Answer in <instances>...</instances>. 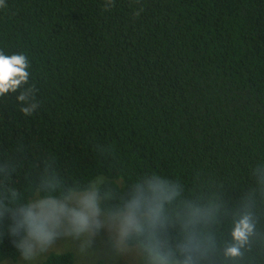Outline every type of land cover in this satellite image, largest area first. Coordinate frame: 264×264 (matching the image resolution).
I'll return each mask as SVG.
<instances>
[{"label": "trees", "instance_id": "obj_1", "mask_svg": "<svg viewBox=\"0 0 264 264\" xmlns=\"http://www.w3.org/2000/svg\"><path fill=\"white\" fill-rule=\"evenodd\" d=\"M0 49L29 56L38 103L0 98V261L34 197L94 183L103 213L141 216L128 245L264 264V0H5Z\"/></svg>", "mask_w": 264, "mask_h": 264}, {"label": "rangeland", "instance_id": "obj_2", "mask_svg": "<svg viewBox=\"0 0 264 264\" xmlns=\"http://www.w3.org/2000/svg\"><path fill=\"white\" fill-rule=\"evenodd\" d=\"M96 184L89 190L73 192L65 199H45L34 197L30 204V211L34 214L40 212L38 205L44 200H55L66 205L67 208L79 207L81 196L94 193ZM100 209V208H99ZM62 224L56 228V235L47 247L41 249L34 245L31 258L26 259L23 250L17 260H3L0 264H40L46 255L51 252L71 251L74 253V264H183L180 261H166L159 255L152 254L139 245H128L125 237L134 231L141 223V216L128 210L116 215H108L101 210L95 217L89 233L77 235L70 231L67 217H61ZM29 232L23 239L22 245L29 241Z\"/></svg>", "mask_w": 264, "mask_h": 264}, {"label": "clouds", "instance_id": "obj_3", "mask_svg": "<svg viewBox=\"0 0 264 264\" xmlns=\"http://www.w3.org/2000/svg\"><path fill=\"white\" fill-rule=\"evenodd\" d=\"M5 0H0V6ZM32 77L31 60L23 52H13L0 49V98L14 97L20 110L25 115H30L38 107L35 99V86L30 83ZM79 207L67 208L65 204L55 200L41 201L38 207L40 212L26 213L29 241L25 242L23 253L26 259L31 258L34 245L44 249L56 235L55 229L62 224L61 217L65 216L70 224V231L80 235L89 233L95 217L99 214L94 193L81 196L78 200ZM249 229L246 220H241L234 230L237 239H243ZM237 249L231 248L229 252L235 254Z\"/></svg>", "mask_w": 264, "mask_h": 264}]
</instances>
